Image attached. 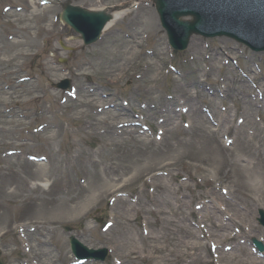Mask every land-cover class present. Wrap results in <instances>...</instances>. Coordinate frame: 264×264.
I'll list each match as a JSON object with an SVG mask.
<instances>
[{"label":"rangeland","instance_id":"rangeland-1","mask_svg":"<svg viewBox=\"0 0 264 264\" xmlns=\"http://www.w3.org/2000/svg\"><path fill=\"white\" fill-rule=\"evenodd\" d=\"M123 2L0 0V258L6 264H76L65 231L71 227L90 249L110 250L105 263L86 264H116L119 259L123 264H156L148 256L156 238L168 243L156 214L159 207L166 210L161 205L165 193L153 194L146 182L179 157L164 182L174 178L177 185L183 179L190 186L188 203L215 205L221 209L218 216L235 221L221 233L227 239L216 253H233L248 264L251 255L264 264V255L251 243L252 238L264 243V228L257 222L259 209L264 210V100L259 98H264V53L227 38L194 36L189 49L173 57L154 0L147 4L156 18L155 31L143 14L133 22V31V11L91 46L60 19L66 3L95 9ZM15 42L21 46L13 47ZM132 48L138 54L130 71L121 74L125 51ZM171 61L176 72L169 69ZM65 79L72 88L57 89ZM183 98L194 105L188 113L181 110ZM142 117L146 119L139 126ZM163 119L180 127L159 141L155 135H160ZM244 119L240 133L238 123ZM46 123L48 131L35 133ZM116 123L125 130L117 145L95 134ZM51 133L57 140L49 139ZM103 146L102 160L118 166L117 171L93 163ZM237 156L249 171L227 173L226 163ZM46 168L51 170L48 178L43 177ZM104 184L109 189L128 186L93 202ZM217 186L231 193L225 197ZM212 189L214 193L205 194ZM202 211L189 222L200 223ZM211 223L213 218L208 227ZM196 231L204 264H232L218 263L209 241ZM135 247L148 258L125 257ZM153 256L159 260L164 254Z\"/></svg>","mask_w":264,"mask_h":264},{"label":"bare ground","instance_id":"bare-ground-1","mask_svg":"<svg viewBox=\"0 0 264 264\" xmlns=\"http://www.w3.org/2000/svg\"><path fill=\"white\" fill-rule=\"evenodd\" d=\"M144 2H147V1L146 0H125V2L120 3L119 5L114 6V7H110V8H95L94 7V8L96 10H104L106 13L112 16V20L106 26L105 32H112L115 29V27H117L118 24L121 21H123L128 15L133 13L134 10H136L137 12H136L135 17L132 19L130 23L131 29L135 31L133 27V22L140 20L143 14V15H147L148 20H152V23H151L152 31H155L157 29L156 18L153 12L150 10L149 6L146 7L148 11L142 9V4ZM146 26H147V22H146ZM11 45L15 48L21 46L20 43H16V42ZM136 47L137 46H135V48ZM135 48H132L129 51H125L126 53L125 65L126 66L123 68L121 74L128 73L130 71L129 70V66L131 65L130 61H132L135 58V56L138 54L136 53ZM149 54H151L152 56H155V54L153 53H149ZM180 103H181L182 109H186V108H188L189 110L194 109V105H191V101L187 99H184V98L181 99ZM226 121L228 122V120ZM166 122L167 121L163 122L162 126H160L164 134L169 131L175 132L180 127V124L175 120H173L171 123L169 122L166 123ZM192 123H194V121L191 120L189 122V125L191 126ZM113 125L109 126L108 130L104 132H101V131L97 132L95 130V134H101L109 139H112L109 141V143L106 142V144H109V145H117L118 139L123 136L124 131H125V130H120L122 128H119L117 126L118 123H116L115 125L116 128ZM242 126L243 124L241 122V124L238 126L240 128L239 129L240 133L244 132V128H241ZM48 127L49 125H47L42 132L45 133L46 131H48L49 129ZM221 128H225V126L221 125ZM203 129H205V127ZM206 130L208 129L206 128ZM49 133L50 132H48L47 135ZM126 133H128V131H126ZM130 134H132V132H130ZM57 138L58 136L56 133H51V136H49V139H52V140H57ZM78 142H81V140ZM245 143L249 145V140L246 141ZM104 149H106V146H103L102 148H100L97 154L98 160H95L93 163L99 166H102L105 170L112 169L114 171H117L118 166H115L113 164L105 165L104 160H102L103 158L102 155H104L103 154ZM230 151H232V153H235V149H231ZM208 152L211 155H213V153L215 154V151L210 150V149ZM79 158H80V155L74 156L73 157V159L75 160L74 162H76ZM240 159L241 158L237 156V158L226 163V165L228 164V168L230 169V170L228 169L229 172L227 173H231V172L236 173L242 170L249 171V167H248L249 165L248 164L242 165L240 163L241 161ZM170 160H173V159H170ZM63 161H64V157L62 158V161L60 163H63ZM179 161L180 159L179 157H177V159H174L170 163L172 167H169V170L163 169V171H161L159 174L152 176L149 179V181L146 182V184H149V186H151L150 191L153 194L165 193V199L161 201V205H164L166 210L159 207V209L156 210V214L160 217L158 221L161 223V228H163V231L167 233V240H168V243H166V242H162L160 238H156L157 239L156 242L151 247L152 254H148V256L153 260L155 259L156 264H173V263H176V264H204V262L202 261V257L198 252L199 250L202 249L203 244H201V242L198 240V236L196 235L197 231L193 228L194 224L192 225L189 222V217H192L194 214H198L196 211V206L194 207L192 202L191 203L187 202V196L185 192L190 190V186L186 182H184L183 179H180V182H178L177 185H175L176 181L174 178H172L170 182H167V183L164 182L165 181L164 177L166 178L170 177L171 176L170 172L171 171L173 172V170H170V168H173L174 166H176L179 163ZM216 161L218 162V159ZM218 164L220 163L218 162ZM223 167L224 165L222 163L221 166L219 165V169L217 170V172H221L223 170ZM56 168H59V167H57L56 165ZM50 171H51L50 169L46 168L44 170L43 177L48 178L49 176H51ZM175 177H179V174H177ZM136 180L137 178H133L132 183L136 182ZM160 182H164V184H161ZM260 184L264 186V181ZM126 186H124L123 188L109 189L107 188L106 184H104L103 187L99 188L98 191L100 192L94 195L92 200L93 202H95L97 200L104 198V196L110 193H113V194L120 193L124 189H126ZM216 189L219 190L220 189L219 186H217ZM220 190L224 192L223 189H220ZM225 191L231 193V191L229 190H225ZM143 192H145V190H142L141 194ZM211 193H214L213 189L212 191L209 190V192L205 194L208 195ZM190 195L193 200L196 199L195 197L192 196L191 193ZM224 196L226 197L227 195L224 194ZM196 197H197V194H196ZM225 204L226 206H229L230 202L227 201ZM201 210L203 211H202V214L199 215V222H200L199 227L196 224L194 225L196 229L198 227L197 230L200 232V237L201 235H204L205 238L208 239L209 242H213V244L216 246L218 245V247L222 246V242L226 241L227 238L221 233L227 230L231 225H233L235 221L233 220L232 217L227 216V215L224 217L218 216V214L221 215V209H219V207L215 205H212V206L202 205ZM211 212H212V215L210 214ZM212 218L214 219V223H211L210 227H208L207 223L211 222ZM235 249H237V246L235 247ZM153 253L164 254V256L161 259L157 260L156 257L153 256ZM138 255H141V258H144V259L148 258L147 256H142L143 252H140L138 247L131 248L128 251V254L125 255V257L131 258L134 261H137V259H139ZM249 258L252 260V261H249V264H257V262L251 257V255H249ZM217 260L219 261V263L222 260H229L232 262V264H248L247 261L245 260H239V258L234 256L233 253L231 254L225 253V255L222 254L217 257ZM35 264H41V263L36 262ZM50 264H55V262H52ZM116 264H122V262L117 261Z\"/></svg>","mask_w":264,"mask_h":264},{"label":"water","instance_id":"water-1","mask_svg":"<svg viewBox=\"0 0 264 264\" xmlns=\"http://www.w3.org/2000/svg\"><path fill=\"white\" fill-rule=\"evenodd\" d=\"M200 5L202 4L199 0ZM158 10L162 22L170 32L171 44L177 48L178 36L182 37L183 44L186 46L189 37L193 33L200 32L232 36L254 49H264V0H212L205 12L200 10L197 4L193 6L178 0H159ZM183 15H193L195 21L186 22L185 25L179 24L177 21ZM109 19V16L102 13H90L71 6L66 7L63 14V20L82 33L87 44L99 37ZM262 223L264 224V220ZM71 242L76 254L81 248L92 256L105 253V251H88L81 247L74 238H71ZM258 245L263 250V247ZM102 258L104 259V257ZM0 264L2 263L0 262Z\"/></svg>","mask_w":264,"mask_h":264}]
</instances>
